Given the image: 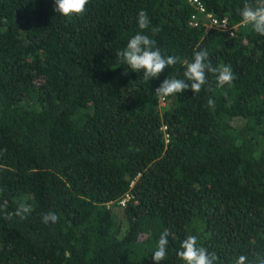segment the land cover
<instances>
[{
  "label": "trees",
  "instance_id": "trees-1",
  "mask_svg": "<svg viewBox=\"0 0 264 264\" xmlns=\"http://www.w3.org/2000/svg\"><path fill=\"white\" fill-rule=\"evenodd\" d=\"M200 2L234 35L192 24L189 0H89L71 17L54 0H0V206L32 208L0 213V264H155L163 231L160 264H184L188 235L216 264L264 256V36L241 24L245 0ZM141 10L162 54L206 49L234 81L207 73L162 111L155 89L183 64L145 81L115 57Z\"/></svg>",
  "mask_w": 264,
  "mask_h": 264
},
{
  "label": "clouds",
  "instance_id": "clouds-1",
  "mask_svg": "<svg viewBox=\"0 0 264 264\" xmlns=\"http://www.w3.org/2000/svg\"><path fill=\"white\" fill-rule=\"evenodd\" d=\"M54 11L65 17L81 15L85 12L89 0H54ZM241 24L251 26L259 35L264 36V3L252 4L245 0L243 8L240 10ZM150 19L147 13L141 10L138 13V27L141 30L133 35L126 43V46L115 53L116 60L122 65H127L134 72H142L145 81L159 77L167 68L175 66L181 62L185 68L183 76L185 79L176 76H167L163 82L155 89V96L160 103V108L167 104V98L176 94H181L189 88L195 93H199L202 87L207 84V73L216 74L217 84L222 87L231 84L234 79V73L230 66L221 65L213 67L208 62L209 53L206 49L194 52L192 61H180L177 56H165L159 47H156V41L147 34H142L144 30H148ZM153 34L159 29L151 28ZM209 107H214V101L208 100ZM166 128V127H165ZM30 205L23 201H19L13 212H8L6 207L0 206V213L4 214V218L11 220L18 217L21 220L27 219L31 213ZM59 220L55 212L49 211L42 216V222L45 224H55ZM169 233L163 231L159 236L157 248L152 253V260L155 264H160L167 255V245L169 244ZM178 257L184 264H216L218 257L215 253H210L207 248L199 244L196 235H188L180 244ZM65 256L70 258L69 251H65ZM234 264H264V256L257 254L255 258L249 261L245 255H240Z\"/></svg>",
  "mask_w": 264,
  "mask_h": 264
},
{
  "label": "built area",
  "instance_id": "built-area-1",
  "mask_svg": "<svg viewBox=\"0 0 264 264\" xmlns=\"http://www.w3.org/2000/svg\"><path fill=\"white\" fill-rule=\"evenodd\" d=\"M189 3L196 9L197 13L192 15V24L197 25L203 17L207 20L211 28L221 32L228 33L230 36L234 35L233 28L230 26L227 20L216 19L206 13V10L200 0H189Z\"/></svg>",
  "mask_w": 264,
  "mask_h": 264
},
{
  "label": "rangeland",
  "instance_id": "rangeland-1",
  "mask_svg": "<svg viewBox=\"0 0 264 264\" xmlns=\"http://www.w3.org/2000/svg\"><path fill=\"white\" fill-rule=\"evenodd\" d=\"M200 21H202V23H204V24L210 26L209 22H208L207 20H205L204 18H203V20H202V18H201ZM200 21H199V22H200ZM210 27H211V26H210ZM221 33L226 34V33H224V32H221ZM219 34H220V33H218V35H219ZM227 34H228V33H227ZM228 35H229V34H228ZM171 104H172V101H171L170 99L167 98V104H166V106L163 108L164 112H165L167 109L170 108Z\"/></svg>",
  "mask_w": 264,
  "mask_h": 264
}]
</instances>
